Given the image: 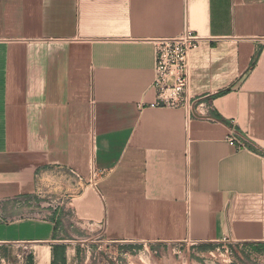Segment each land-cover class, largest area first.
<instances>
[{
	"label": "crops",
	"instance_id": "crops-1",
	"mask_svg": "<svg viewBox=\"0 0 264 264\" xmlns=\"http://www.w3.org/2000/svg\"><path fill=\"white\" fill-rule=\"evenodd\" d=\"M186 28L194 107H154L153 40ZM66 195L108 244H264V0H0V215ZM61 227L0 217V245L75 264Z\"/></svg>",
	"mask_w": 264,
	"mask_h": 264
},
{
	"label": "rangeland",
	"instance_id": "rangeland-1",
	"mask_svg": "<svg viewBox=\"0 0 264 264\" xmlns=\"http://www.w3.org/2000/svg\"><path fill=\"white\" fill-rule=\"evenodd\" d=\"M85 187L86 184L83 188ZM72 199L66 195L62 199L50 196L45 199L15 200L13 205L21 208L20 211L4 212L0 217L5 220L14 217L46 220L58 216L63 236L79 241L82 245L79 247L78 262L75 264H264V244L230 242L211 245L187 243L117 245L104 243L101 230L77 222L72 209L68 207ZM42 204L45 209L53 212H42V209L40 210ZM32 245H0V264H28L27 257L32 251Z\"/></svg>",
	"mask_w": 264,
	"mask_h": 264
},
{
	"label": "built area",
	"instance_id": "built-area-1",
	"mask_svg": "<svg viewBox=\"0 0 264 264\" xmlns=\"http://www.w3.org/2000/svg\"><path fill=\"white\" fill-rule=\"evenodd\" d=\"M203 40L189 28H186L180 35L169 38H159L153 40L155 44L156 56L154 67V88L157 93L156 102L152 105L159 108H181L194 107V102H189L186 97L188 82V58ZM197 103V102H196ZM205 108L203 103H197L196 108ZM230 133L226 140L230 146L238 150H255L247 136H241L236 131ZM96 179V172L93 174ZM232 240H224L222 243H230ZM194 245V244H193Z\"/></svg>",
	"mask_w": 264,
	"mask_h": 264
},
{
	"label": "trees",
	"instance_id": "trees-1",
	"mask_svg": "<svg viewBox=\"0 0 264 264\" xmlns=\"http://www.w3.org/2000/svg\"><path fill=\"white\" fill-rule=\"evenodd\" d=\"M66 246L65 245H55L53 249V261L52 264H59L66 261ZM28 264H34V258L32 255L27 257Z\"/></svg>",
	"mask_w": 264,
	"mask_h": 264
}]
</instances>
